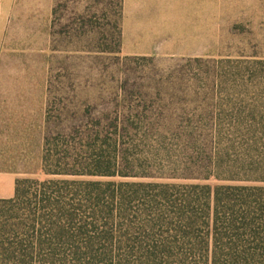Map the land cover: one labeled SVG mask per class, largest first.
<instances>
[{
	"label": "rangeland",
	"instance_id": "obj_1",
	"mask_svg": "<svg viewBox=\"0 0 264 264\" xmlns=\"http://www.w3.org/2000/svg\"><path fill=\"white\" fill-rule=\"evenodd\" d=\"M46 144L121 145L84 181L264 185V0H0V162L58 179Z\"/></svg>",
	"mask_w": 264,
	"mask_h": 264
},
{
	"label": "trees",
	"instance_id": "obj_2",
	"mask_svg": "<svg viewBox=\"0 0 264 264\" xmlns=\"http://www.w3.org/2000/svg\"><path fill=\"white\" fill-rule=\"evenodd\" d=\"M49 145L43 170L59 178L0 199V264H264V185L84 181L130 177L121 145L57 159Z\"/></svg>",
	"mask_w": 264,
	"mask_h": 264
},
{
	"label": "crops",
	"instance_id": "obj_3",
	"mask_svg": "<svg viewBox=\"0 0 264 264\" xmlns=\"http://www.w3.org/2000/svg\"><path fill=\"white\" fill-rule=\"evenodd\" d=\"M13 149L10 151V158H6V163L0 162V199L11 198L15 194V185L19 173H16L14 165Z\"/></svg>",
	"mask_w": 264,
	"mask_h": 264
}]
</instances>
